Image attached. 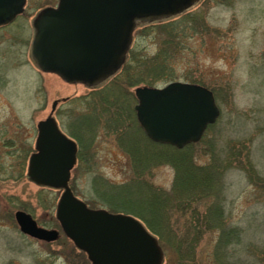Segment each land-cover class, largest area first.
I'll use <instances>...</instances> for the list:
<instances>
[{
	"label": "rangeland",
	"instance_id": "obj_1",
	"mask_svg": "<svg viewBox=\"0 0 264 264\" xmlns=\"http://www.w3.org/2000/svg\"><path fill=\"white\" fill-rule=\"evenodd\" d=\"M57 2L26 0L0 28V264H90L60 230L46 243L14 222L23 211L59 229L61 192L27 178L37 124L48 117L85 153L72 192L92 209L140 219L162 264H264V0H198L187 14L137 23L123 64L91 88L43 72L31 57L32 22ZM171 81L206 87L220 109L179 150L146 138L134 112L136 87Z\"/></svg>",
	"mask_w": 264,
	"mask_h": 264
},
{
	"label": "water",
	"instance_id": "obj_2",
	"mask_svg": "<svg viewBox=\"0 0 264 264\" xmlns=\"http://www.w3.org/2000/svg\"><path fill=\"white\" fill-rule=\"evenodd\" d=\"M198 0H58L32 22L31 57L40 70L69 84L94 87L123 64L137 23L180 14ZM26 0H0V26L23 13ZM136 117L153 142L182 148L198 142L219 116L208 89L180 82L137 88ZM57 102L53 103V107ZM36 153L30 156L28 181L62 190L56 207L61 231L90 264H162L155 236L131 216L92 210L68 187L76 146L58 129L54 118L37 124ZM15 219L20 231L53 242L56 230L38 227L24 212Z\"/></svg>",
	"mask_w": 264,
	"mask_h": 264
},
{
	"label": "flooded vegetation",
	"instance_id": "obj_3",
	"mask_svg": "<svg viewBox=\"0 0 264 264\" xmlns=\"http://www.w3.org/2000/svg\"><path fill=\"white\" fill-rule=\"evenodd\" d=\"M198 2V1H197ZM192 8V7H191ZM189 11V10H188ZM188 11H186L185 13H183V15L184 14H187L188 13ZM188 84H193V85H199V84H195V83H188ZM150 87H152V85H149ZM199 86H201V85H199ZM201 87H204V86H201ZM136 88H138V87H136ZM204 88H206V87H204ZM213 95H214V97H215V94L213 93ZM216 98V97H215ZM56 109V108H55ZM55 109H53L54 111H55ZM135 109V108H134ZM54 111H53V113H54ZM51 115H52V113H51ZM61 130V129H60ZM67 137H69L74 143H75V146H76V151H75V164H74V167H75V165L77 164V162L78 161H84V157L83 156H85V153H82V146H81V144L79 143V141H78V139L74 136V135H71V136H68L67 134H65ZM74 167H73V169H74ZM72 169V170H73ZM72 170H71V172H72ZM43 189H45V188H43ZM56 191H58V190H56ZM58 192H60V191H58ZM88 206V205H87ZM89 207V206H88ZM90 208V207H89ZM14 220H15V217H14ZM15 223H17L16 221H14Z\"/></svg>",
	"mask_w": 264,
	"mask_h": 264
},
{
	"label": "trees",
	"instance_id": "obj_4",
	"mask_svg": "<svg viewBox=\"0 0 264 264\" xmlns=\"http://www.w3.org/2000/svg\"><path fill=\"white\" fill-rule=\"evenodd\" d=\"M129 58L131 59L130 62H132L133 59H132V55H131V53H130V55H129ZM144 60H146V58H143V61H144ZM123 70H124V66L122 67V71H121V73L124 72ZM131 82H132V81H131ZM143 85H152V86H156V82H155L154 84H149V83H148V84H143ZM166 147H169V146H166ZM170 148H172V147H170ZM172 149H174V148H172Z\"/></svg>",
	"mask_w": 264,
	"mask_h": 264
},
{
	"label": "bare ground",
	"instance_id": "obj_5",
	"mask_svg": "<svg viewBox=\"0 0 264 264\" xmlns=\"http://www.w3.org/2000/svg\"><path fill=\"white\" fill-rule=\"evenodd\" d=\"M17 212H23V211H17ZM17 212H15V214L17 213ZM15 214H14V217H15ZM26 214V213H25ZM28 215V214H27ZM15 221H16V219H15Z\"/></svg>",
	"mask_w": 264,
	"mask_h": 264
}]
</instances>
